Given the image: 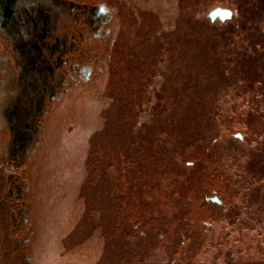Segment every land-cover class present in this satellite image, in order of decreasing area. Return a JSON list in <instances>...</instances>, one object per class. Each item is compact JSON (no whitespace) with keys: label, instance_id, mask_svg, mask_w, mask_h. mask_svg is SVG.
Segmentation results:
<instances>
[{"label":"trees","instance_id":"obj_1","mask_svg":"<svg viewBox=\"0 0 264 264\" xmlns=\"http://www.w3.org/2000/svg\"><path fill=\"white\" fill-rule=\"evenodd\" d=\"M219 1L151 4L157 7L158 24L136 33L133 44H126L120 68L105 77L104 84L111 87L104 85L79 96L84 101L89 94L94 97L93 111L99 114L103 110L100 101L114 95L109 102V111L116 114L110 126L114 137L102 144L98 130L95 146L84 145L80 156L85 162L96 161L85 164L84 177L98 194L95 208L84 212L92 227L86 239L94 236L103 241L106 235L101 227L111 221L113 241L117 237L124 249L118 264L196 263L214 235L213 227L235 225L241 205L252 207L249 220L264 222V0H234L239 19L229 27L226 39L211 31L212 23L202 12L205 3ZM160 27L165 31L159 33ZM232 38L240 40L236 48L228 42ZM137 80L147 88V96L142 91L134 94L147 97L144 101L150 104L152 120L149 116L142 121L145 110L129 92H122L125 86L136 87ZM151 80L156 87L150 86ZM235 98L247 111L227 108ZM131 111L135 114L128 116ZM73 125L81 129L83 123L76 120ZM234 127H240L248 138L236 139ZM78 128L67 135L78 133ZM230 134L233 139L223 142ZM255 136H260L257 141ZM249 140L257 143L254 149L244 147ZM42 144L40 153L46 143ZM41 162L38 158L28 171L32 187L38 179L36 165ZM93 174L110 179V185L101 186ZM214 192L221 205L205 201ZM32 202L35 199L30 195V207ZM145 235L155 237L156 243L144 242ZM154 245L164 247V258L149 257ZM241 264H264V257Z\"/></svg>","mask_w":264,"mask_h":264},{"label":"rangeland","instance_id":"obj_2","mask_svg":"<svg viewBox=\"0 0 264 264\" xmlns=\"http://www.w3.org/2000/svg\"><path fill=\"white\" fill-rule=\"evenodd\" d=\"M21 1L28 2L32 7L35 2V0ZM39 1L40 4L47 3L52 9L51 16L55 19L54 25L56 27L61 28L68 23L70 15L67 14V7L55 4V2H46L47 0ZM233 2L234 0H221L214 3L207 2L202 7L205 18L207 13L215 6L232 9L234 12L232 20L226 22L215 21L210 24L211 31L214 30L217 34L222 33V37L225 39L229 36L227 35L229 27L239 19V11ZM230 40L228 42L233 43L235 48L240 43V40L237 38ZM14 49L12 41L5 35L0 26V172L2 171V183H6L2 186V192H0V264H5L8 256H10V260L7 264H21V257L26 256L25 253H22L18 255V258L14 257L17 254V251L14 250L16 238H26V236H19L12 230L14 224L19 222L20 219L18 218V213L14 214L11 210L10 198L7 196L9 188L8 177L13 172V167L15 166L10 161V155L17 152L15 146L9 143L7 129L13 126V122L9 121L7 112L13 109L14 105L25 106L24 102L20 104L21 102L19 103L18 101L24 84L20 80V69L17 65V56ZM159 65L161 66V64ZM135 74L136 76L139 75V77L142 75L139 73ZM105 77L98 83L100 89H104ZM153 80H151L150 86L154 85L152 83ZM140 83L141 81L137 80L136 87H131L130 89L125 86L122 92H129L128 94L132 97V100L137 99L136 102L139 103L140 108L145 110L142 121H147L149 116L152 120L153 115L151 112L149 114L148 111L150 104L145 103L147 97L142 99V95H140L138 96L140 98H137V95L141 91L147 96V92H145L147 88H142ZM106 84L107 88L111 87L108 82ZM154 87L156 86L154 85ZM134 91H138L139 93L134 94ZM113 96L107 100L100 101L99 105L103 107V110L99 114L93 111L94 105L92 104L96 102L90 94L85 101L79 96H72L66 99L64 103L62 102L50 114L44 125L42 137L43 143H46V145L43 147L41 153L40 145L34 159V161L38 158L42 159V162L36 165L38 166L36 170L38 179L34 182V186L30 185L31 181L27 177L28 170H25L24 166L16 172L17 178L22 180L25 188L28 190V196L32 195L35 199V202L31 203V207L30 203L28 204V196L25 197L26 201H24L25 207L27 206L26 213L29 217V235L31 232L32 236L35 234L33 238L31 235L30 238L27 237L30 241L26 245L27 254L31 256L33 264H118V260L123 254L124 249L121 240L115 237L113 241L114 230L111 221L104 222V227H101V230L106 232H104L106 238L103 241L94 240V236L89 240L86 239L91 226L85 221L84 212L86 209L93 210L95 208L98 194L96 190L89 186L87 182L89 179L85 178L84 175L88 167L86 165L94 164L96 161L93 159L90 162V159H87L85 162L80 156V151L84 145L95 146L96 140L99 137L96 133L98 130L99 132L101 131L100 139L102 144H105L106 140L114 137L110 126L113 125L116 114L109 111V102L112 101ZM22 98L23 96H21ZM105 105H107L106 108ZM135 106L132 108H135ZM230 106L234 107L237 111L238 109L239 111H247L248 109L246 106L241 105V101L236 98L227 108L229 109ZM21 112H24L23 109ZM132 112H129V115H127L131 116ZM76 120L80 124L83 123L82 132L80 128L73 125ZM106 125L109 126L107 127ZM126 126L130 127V124ZM103 127L104 130L108 129V131L104 133L102 131ZM76 128L80 130L78 133L67 135V133L73 132ZM233 133L241 134L243 139L248 138L240 127H234ZM96 136L97 138H95ZM255 137L257 141L260 136ZM231 139H233L232 134L228 135L227 139L223 142ZM253 140H255L254 137ZM249 141L244 143V147L250 146V149H254L257 143ZM237 146L239 147V144ZM233 147V145H229L232 154L234 152L236 154L237 150ZM150 170L151 165L148 163L146 166V176L148 179L152 177ZM93 177L101 186H104L106 182L107 186L110 185V179L105 181L95 174H93ZM119 187L121 189L122 185ZM262 194L261 210L264 211V190ZM32 207L33 209L31 210ZM240 207L242 208L239 214L240 218L233 219L235 225L223 224L212 229L214 235L208 240V243L202 249V253H199L196 263L193 264H230V262L241 264L242 262L251 260H261L264 257V222L262 221L258 224L252 222L249 220V214L252 213L250 209L252 207H244L243 205ZM14 217H16L15 220H13ZM241 219H244V221ZM262 219L264 220V217ZM242 222L243 225L240 226L239 224ZM119 223L120 215L117 219V224L119 225ZM235 228L238 229L237 232L233 230ZM94 231L95 229H92L90 232L94 233ZM117 235L120 236L119 234ZM150 241L155 244L157 239L145 235L144 242L148 243ZM153 247L155 251L153 250V254L149 255V257L151 256L156 259L165 257V254L162 252L165 249H163L162 245H154Z\"/></svg>","mask_w":264,"mask_h":264},{"label":"flooded vegetation","instance_id":"obj_3","mask_svg":"<svg viewBox=\"0 0 264 264\" xmlns=\"http://www.w3.org/2000/svg\"><path fill=\"white\" fill-rule=\"evenodd\" d=\"M159 1L179 3L181 0H47L67 7L68 23L58 28L46 2L40 4L35 0L32 7L21 0H0V26L15 48L20 80L24 84L23 98L20 96L18 101L25 106L14 105L7 112L9 121L13 122L7 129L9 143L17 150L10 155L15 166L8 177L7 196L11 210L20 219L12 230L26 236L16 238L14 245L15 258L26 254L21 257V264H33L26 251L30 241L27 237L32 232L29 235L24 202L28 190L16 172L23 166L29 171L32 166L43 143V128L50 114L66 99L99 88L103 77L120 68L121 56L128 51L125 46L133 44L134 35L150 31L151 25L158 24L157 7L151 4ZM164 31L160 27L159 33ZM237 134L234 137L242 141L243 136L240 134V139ZM5 184L1 171L0 192ZM212 197L221 203L211 201ZM205 201L222 204L216 192L205 197ZM9 260L10 256L5 264Z\"/></svg>","mask_w":264,"mask_h":264},{"label":"water","instance_id":"obj_4","mask_svg":"<svg viewBox=\"0 0 264 264\" xmlns=\"http://www.w3.org/2000/svg\"><path fill=\"white\" fill-rule=\"evenodd\" d=\"M102 6H104L102 4ZM234 16V12L230 8L226 7H221V6H216L212 10H210L206 17L209 19L211 23H214L215 21H220V22H226L232 20ZM236 137L241 139V135L237 134ZM211 201L216 202L220 204V200H218L217 197H212Z\"/></svg>","mask_w":264,"mask_h":264}]
</instances>
